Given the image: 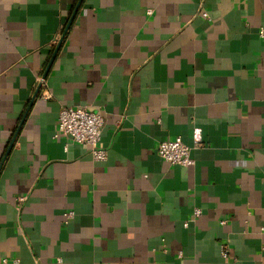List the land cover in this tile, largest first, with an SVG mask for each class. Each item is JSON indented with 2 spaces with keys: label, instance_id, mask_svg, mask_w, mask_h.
<instances>
[{
  "label": "crops",
  "instance_id": "1",
  "mask_svg": "<svg viewBox=\"0 0 264 264\" xmlns=\"http://www.w3.org/2000/svg\"><path fill=\"white\" fill-rule=\"evenodd\" d=\"M64 107L106 160L55 138ZM5 260L264 264V0H0Z\"/></svg>",
  "mask_w": 264,
  "mask_h": 264
},
{
  "label": "built area",
  "instance_id": "2",
  "mask_svg": "<svg viewBox=\"0 0 264 264\" xmlns=\"http://www.w3.org/2000/svg\"><path fill=\"white\" fill-rule=\"evenodd\" d=\"M40 84L45 85V81L40 79ZM104 129V118L101 114L91 111L85 107H64L59 113V120L56 125L55 138L65 136L73 143L85 145L90 148L92 156L96 160H106L107 150L102 146V134ZM200 140L195 139L198 146ZM192 148L182 142L181 139L175 141H163L158 147L160 158L172 165L179 167H190L195 164L191 156ZM196 217L201 215V211H194ZM67 220L73 217V213L65 216ZM7 264V261H4Z\"/></svg>",
  "mask_w": 264,
  "mask_h": 264
}]
</instances>
